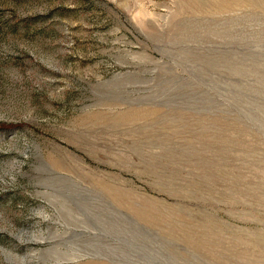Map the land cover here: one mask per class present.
I'll return each mask as SVG.
<instances>
[{"label": "rangeland", "instance_id": "obj_1", "mask_svg": "<svg viewBox=\"0 0 264 264\" xmlns=\"http://www.w3.org/2000/svg\"><path fill=\"white\" fill-rule=\"evenodd\" d=\"M0 123V264H264V0H0Z\"/></svg>", "mask_w": 264, "mask_h": 264}, {"label": "trees", "instance_id": "obj_2", "mask_svg": "<svg viewBox=\"0 0 264 264\" xmlns=\"http://www.w3.org/2000/svg\"><path fill=\"white\" fill-rule=\"evenodd\" d=\"M9 124H5V123H0V128L4 129L5 127H7Z\"/></svg>", "mask_w": 264, "mask_h": 264}, {"label": "water", "instance_id": "obj_3", "mask_svg": "<svg viewBox=\"0 0 264 264\" xmlns=\"http://www.w3.org/2000/svg\"><path fill=\"white\" fill-rule=\"evenodd\" d=\"M22 259V258H21ZM24 262V261H23Z\"/></svg>", "mask_w": 264, "mask_h": 264}]
</instances>
